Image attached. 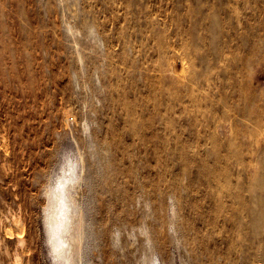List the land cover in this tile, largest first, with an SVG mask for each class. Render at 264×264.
<instances>
[{
    "label": "rangeland",
    "instance_id": "rangeland-1",
    "mask_svg": "<svg viewBox=\"0 0 264 264\" xmlns=\"http://www.w3.org/2000/svg\"><path fill=\"white\" fill-rule=\"evenodd\" d=\"M66 156L81 264H264V0H0V264Z\"/></svg>",
    "mask_w": 264,
    "mask_h": 264
},
{
    "label": "bare ground",
    "instance_id": "bare-ground-1",
    "mask_svg": "<svg viewBox=\"0 0 264 264\" xmlns=\"http://www.w3.org/2000/svg\"><path fill=\"white\" fill-rule=\"evenodd\" d=\"M81 170L77 158L66 156L47 186L43 228L53 264H81V210L72 193Z\"/></svg>",
    "mask_w": 264,
    "mask_h": 264
}]
</instances>
